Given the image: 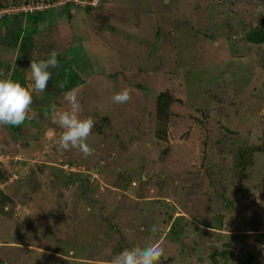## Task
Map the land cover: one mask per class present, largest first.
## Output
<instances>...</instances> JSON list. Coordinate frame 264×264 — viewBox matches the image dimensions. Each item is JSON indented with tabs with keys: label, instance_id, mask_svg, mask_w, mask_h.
I'll use <instances>...</instances> for the list:
<instances>
[{
	"label": "rangeland",
	"instance_id": "rangeland-1",
	"mask_svg": "<svg viewBox=\"0 0 264 264\" xmlns=\"http://www.w3.org/2000/svg\"><path fill=\"white\" fill-rule=\"evenodd\" d=\"M62 1L41 0L28 22L0 17V70L16 55L13 80L32 52L59 62L34 118L18 133L0 126V264H107L157 242L159 264H264L252 194L264 200V43L248 39L264 32V0ZM126 87L131 100L113 102ZM73 88L95 121L86 158L56 145Z\"/></svg>",
	"mask_w": 264,
	"mask_h": 264
},
{
	"label": "clouds",
	"instance_id": "clouds-1",
	"mask_svg": "<svg viewBox=\"0 0 264 264\" xmlns=\"http://www.w3.org/2000/svg\"><path fill=\"white\" fill-rule=\"evenodd\" d=\"M6 8L3 7L0 10ZM4 16H11V14H4L1 17ZM57 56V51L53 50L47 59L31 60L30 75L32 82L26 86L13 80L11 72L5 73L4 70H0V126H20L26 119L32 120L34 118L30 115L32 113L33 94L39 95L46 90L47 84L52 78L50 69L59 67ZM66 84L67 81H61L57 86L63 90ZM62 94L68 108L57 111L53 119V122L59 124L63 129L62 134L56 140L57 149L60 151L77 149L85 158L93 155L95 149L89 145L88 138L95 125L94 119L91 116L81 118V104L75 88ZM112 99L117 104L129 102L131 89L124 88L114 94ZM252 194L256 202L264 206V200L260 199V191L253 190ZM150 231L155 234L159 229L153 225ZM163 256L164 249L158 242L149 243L145 247L137 245L131 249H125L112 256L107 264H159Z\"/></svg>",
	"mask_w": 264,
	"mask_h": 264
},
{
	"label": "trees",
	"instance_id": "trees-1",
	"mask_svg": "<svg viewBox=\"0 0 264 264\" xmlns=\"http://www.w3.org/2000/svg\"><path fill=\"white\" fill-rule=\"evenodd\" d=\"M87 1H92V0H87ZM28 2H29V0H24L22 3H28ZM37 2H41V0H37ZM22 3H20V5ZM65 4H64L65 6H69V5H72L73 3H71V4L65 3ZM4 6H6V5H0V8H3ZM76 6H78V5H76ZM78 8H82V9H86V10H91V9L94 8V6H92V5H86L85 7H80L79 6ZM42 12H45V11H42ZM42 12H34V13L37 14V15H40V13H42ZM34 13L18 14L19 15L18 17L20 19L28 17V19L26 20V22H28L29 21V16L31 14H34ZM6 17H10V16H4L3 18L5 19ZM11 17L13 18V20H15V18H16V16H11ZM19 25L22 26L23 24L21 23ZM21 26L18 27V30L23 31ZM248 39H249L250 42H252L254 44L264 43V32L263 31L255 32V33L251 34ZM157 101H158L157 109H158L160 115L161 114L164 115V113H166V108L171 104V99H170V97L168 96L167 93H160L159 96H157ZM99 128L100 127L98 126V129H96V130L97 131H100ZM1 175L2 174L0 172V176Z\"/></svg>",
	"mask_w": 264,
	"mask_h": 264
},
{
	"label": "built area",
	"instance_id": "built-area-1",
	"mask_svg": "<svg viewBox=\"0 0 264 264\" xmlns=\"http://www.w3.org/2000/svg\"><path fill=\"white\" fill-rule=\"evenodd\" d=\"M74 2L78 5L84 6V5H94L93 1H87V0H63L61 2V4H65L67 2ZM11 8V9H10ZM10 8H6L4 10H0V17L2 15L6 14H27V13H34L36 11H40L41 9L44 8V5H42L41 2H37V0H29L28 3H22L19 6H15V7H10ZM2 164H3V160L2 157L0 156V169H2Z\"/></svg>",
	"mask_w": 264,
	"mask_h": 264
},
{
	"label": "crops",
	"instance_id": "crops-1",
	"mask_svg": "<svg viewBox=\"0 0 264 264\" xmlns=\"http://www.w3.org/2000/svg\"><path fill=\"white\" fill-rule=\"evenodd\" d=\"M4 7H6V6H4ZM7 18H11V16L10 17H6L5 19H7ZM4 19V18H3ZM4 19V20H5ZM28 19V17H26V18H24L23 20L24 21H26ZM3 21V20H2ZM1 21V22H2ZM0 25H2V23L0 24ZM13 25V24H12ZM3 27H4V25H2ZM5 27H8V26H5ZM18 27H19V25H18ZM18 29V28H17ZM10 32V31H9ZM22 34V33H21ZM22 38L23 37H20L19 36V42L21 43V41L20 40H22ZM18 40H17V42H18ZM21 47H22V45H21ZM34 51V50H33ZM12 53V52H11ZM34 53V54H33ZM35 55L37 56V53H35V52H32V56L35 58ZM11 56H13V57H11L10 58V62H9V72H11V74L13 73V72H15V71H17V69L19 70V65H18V63H19V61L17 60V57H16V55L14 56V55H11ZM34 58H32V59H34ZM1 60V59H0ZM25 68H28L27 67V64L26 63H23V65H22V69L20 70L22 73L20 74L21 76H23L22 78H23V82H22V85H27L28 83H31L32 81H31V75H30V73H31V71H25ZM30 69V68H29ZM19 80V79H18ZM23 124H26V123H23ZM22 124V125H23ZM6 126H8V128H10L11 130H12V133L14 132V133H18L19 132V128H20V126H11V125H6ZM9 132H11V131H9Z\"/></svg>",
	"mask_w": 264,
	"mask_h": 264
}]
</instances>
